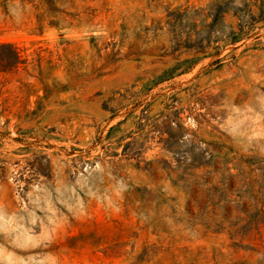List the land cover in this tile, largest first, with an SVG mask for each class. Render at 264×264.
<instances>
[{"label": "rangeland", "instance_id": "obj_1", "mask_svg": "<svg viewBox=\"0 0 264 264\" xmlns=\"http://www.w3.org/2000/svg\"><path fill=\"white\" fill-rule=\"evenodd\" d=\"M0 264H264V0H0Z\"/></svg>", "mask_w": 264, "mask_h": 264}]
</instances>
